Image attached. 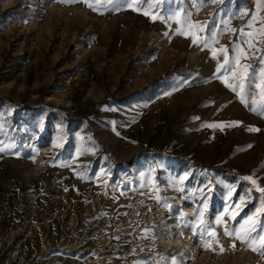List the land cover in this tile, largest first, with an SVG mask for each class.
I'll list each match as a JSON object with an SVG mask.
<instances>
[{"label": "rangeland", "instance_id": "374dc122", "mask_svg": "<svg viewBox=\"0 0 264 264\" xmlns=\"http://www.w3.org/2000/svg\"><path fill=\"white\" fill-rule=\"evenodd\" d=\"M262 27L264 0H0V264H264L224 234L264 227L261 98L228 87Z\"/></svg>", "mask_w": 264, "mask_h": 264}, {"label": "snow or ice", "instance_id": "6c2138e0", "mask_svg": "<svg viewBox=\"0 0 264 264\" xmlns=\"http://www.w3.org/2000/svg\"><path fill=\"white\" fill-rule=\"evenodd\" d=\"M128 4L131 5L132 0H127ZM90 7H93V5H89ZM148 13H145L147 15ZM192 27H196V24L191 25ZM201 29H203L206 26L201 25ZM260 34L264 35V27L261 28ZM249 36L252 34L249 33ZM253 45H249V47H252ZM225 53L227 52V48L222 49ZM238 55L236 60V66H239L243 71H237L236 66L232 67L230 69L231 75L237 79L236 84H228V87L232 89L233 92L239 91V93H242L240 96L241 101L247 104L246 95H250L251 92L256 91L257 95L261 98V105L260 108L264 110V64L261 65L259 72H254L251 74H246L248 69L246 65L240 64V58L243 57L244 59L248 58L247 53L242 48L236 49ZM261 61H264V56L260 57ZM227 63V60L225 61ZM223 67V66H222ZM227 83V81H225ZM247 86V88H246ZM253 103H255V100H253ZM209 127H222L223 125H208ZM229 127L236 126L234 124H229ZM248 131H255L259 132V128H249ZM244 179L251 180L252 184H256V180L252 177H245ZM260 192H264V188L259 189ZM241 203H243V199H241ZM235 208H239V205H234ZM261 212H264V199L261 200V208L256 210V213L259 214ZM232 219H235V216H232ZM252 217H248V219L245 221V223H249V221H252ZM211 236H215V233H208ZM225 235L232 237L234 239H238L241 243L248 244L249 247L254 242H260L261 246L264 247V227H261L257 225L256 223H252L251 227L248 228L247 232L245 234H240V232L237 229H233L231 232L227 231L225 229ZM218 242V241H217ZM232 247H235V243L231 245ZM253 251H257L256 248L252 249ZM221 251H223V248H221ZM174 264V262H173Z\"/></svg>", "mask_w": 264, "mask_h": 264}, {"label": "bare ground", "instance_id": "6f19581e", "mask_svg": "<svg viewBox=\"0 0 264 264\" xmlns=\"http://www.w3.org/2000/svg\"><path fill=\"white\" fill-rule=\"evenodd\" d=\"M177 237H178V236H177ZM177 237H176V238H177ZM179 240H180V239H179V238H177V240H176V241H179Z\"/></svg>", "mask_w": 264, "mask_h": 264}]
</instances>
